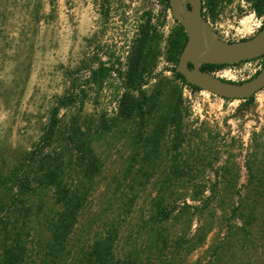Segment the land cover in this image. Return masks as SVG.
<instances>
[{"label": "rangeland", "instance_id": "374dc122", "mask_svg": "<svg viewBox=\"0 0 264 264\" xmlns=\"http://www.w3.org/2000/svg\"><path fill=\"white\" fill-rule=\"evenodd\" d=\"M202 10L212 31L228 43L249 39L264 25V17L253 12L248 0H218L214 17L207 8ZM147 20L160 36V52L155 67L145 75L142 91L148 96L159 82L164 86L161 108L144 133L159 117L169 115L179 94L184 140L173 150L174 133L166 128L157 153L148 162L142 161L140 150L131 172L136 177L133 182L124 174L134 150L135 127L117 121L93 141L102 167L69 237L71 256L83 257L95 240L107 235V229L118 226L113 243L116 258L136 252L142 264H264V184L254 188L257 182L249 183L247 171L250 165L264 181V88L245 105L246 100L194 90L175 78L176 64L167 60L166 51L180 24L163 0H0V171L7 174L17 155L37 142L49 109L56 97L71 89L74 78L87 96L82 106L60 110L64 123L73 115L79 123L91 118L93 129L102 115L115 118L118 98L126 90L115 74L97 88L85 83L88 68L76 76L69 73L88 66L95 69L99 63L124 71L129 49ZM263 65L261 57L226 66L222 69L229 75L223 79L246 81ZM222 69L212 73L218 76ZM74 93L78 96V89ZM172 164L179 174L172 171ZM140 181L143 185L137 184ZM159 198L174 212L167 220L150 223ZM126 208L128 213L123 215ZM237 208L250 216L248 225L238 212L231 216ZM52 216L51 209H44L46 221ZM158 227L166 229L162 261L155 257L162 248L153 239ZM30 234L39 246L49 232L35 236L30 228Z\"/></svg>", "mask_w": 264, "mask_h": 264}, {"label": "trees", "instance_id": "16d2710c", "mask_svg": "<svg viewBox=\"0 0 264 264\" xmlns=\"http://www.w3.org/2000/svg\"><path fill=\"white\" fill-rule=\"evenodd\" d=\"M163 1L169 9L167 0ZM204 1L202 9L207 8L210 15L214 17L218 0ZM248 1L252 3L253 12L257 16L264 17L262 0ZM159 39L156 29L147 20L140 26L138 37L129 49L124 71L121 68H114L113 64L99 63L95 69L88 66L69 73L71 76H76L88 68L89 77L85 83L97 88L115 74L126 90L118 98L115 118L108 120L105 115H102L99 126L93 129H91L93 126L91 118H86L79 123L77 116L73 115L68 122L64 123L59 117L60 110L76 105L82 106L87 96L86 90L74 78L71 89L56 97L54 105L49 109L37 142L30 150L18 152L19 155L13 160V167L7 174L0 171V264H142L136 252L122 259L115 257L113 243L118 226L107 229V235L95 240L83 257L71 256L73 252L67 246L78 215L84 207L86 196L92 189L93 180L101 172V159L94 154L91 146L100 134L109 131L117 121L128 122L133 128L135 127L136 131L133 132L134 137L131 143L134 150L124 178L131 176L140 150L144 153L143 162H148L150 156L157 153L166 128H172L171 131L174 133L173 150H176L184 140L180 128L182 101L179 94L175 104L170 107L169 115L159 117L157 124L152 126L147 134L144 133L146 124H149L151 117L161 108L159 96L162 95L164 86L161 82L151 95L147 96L142 91L145 75L155 67L159 56L160 51L157 47ZM185 43L186 36L183 28L177 25L168 42L167 60L176 64ZM225 67L226 65H203L201 69L212 73L215 69ZM173 71L175 78L188 85L184 78L175 72V69ZM190 87L199 90L196 87ZM76 89H78V96L74 93ZM134 92H137V97L134 96ZM252 100L253 97L247 99L244 104L249 105ZM171 166L172 171L179 174L180 169L175 164ZM247 171L249 183L255 180L257 183L252 185L254 188H257L256 184L263 187L264 181L256 177L250 165H247ZM134 178L136 177L131 176L132 182L135 181ZM137 184L143 185V182L140 181ZM226 184L232 185V183ZM49 201L54 207L57 205L60 209H53ZM132 202L133 199H130L128 206H131ZM162 202L163 199L159 198L154 205V213L149 218L150 223L167 220L174 212L173 207H164ZM186 206L189 207V205ZM44 209H51L53 212V216L48 221L43 218ZM123 212V215H126L128 208ZM236 212L244 224L248 225L250 216L243 215L238 208L232 211L231 216L235 217ZM5 213L8 215L3 218ZM12 217L13 222L10 223ZM142 222L141 227L145 223ZM30 228L34 229L35 236L47 229L49 235L43 244L38 246L31 241ZM150 229L152 232L154 228L150 226ZM165 231L163 227L155 229L156 236L153 239L162 243V248L158 249L155 256L157 261H162V254L167 248L166 236L162 234ZM201 241L202 238L198 240V242ZM179 244L180 241L176 243L178 246ZM80 253L82 254V250Z\"/></svg>", "mask_w": 264, "mask_h": 264}, {"label": "water", "instance_id": "95a60500", "mask_svg": "<svg viewBox=\"0 0 264 264\" xmlns=\"http://www.w3.org/2000/svg\"><path fill=\"white\" fill-rule=\"evenodd\" d=\"M263 7H264V0ZM173 19L182 26L186 43L178 57L175 72L186 84L228 100H247L264 88V65L250 79L233 82L211 72L203 65H235L264 56V25L253 37L228 43L212 31L203 17V0H167Z\"/></svg>", "mask_w": 264, "mask_h": 264}, {"label": "bare ground", "instance_id": "6f19581e", "mask_svg": "<svg viewBox=\"0 0 264 264\" xmlns=\"http://www.w3.org/2000/svg\"><path fill=\"white\" fill-rule=\"evenodd\" d=\"M217 74H218V76H221L222 79H223V78H227V76L229 75V74L227 73V70H226V69H222V70H220ZM216 76H217V75H216Z\"/></svg>", "mask_w": 264, "mask_h": 264}]
</instances>
